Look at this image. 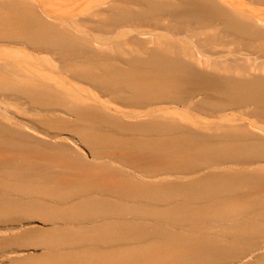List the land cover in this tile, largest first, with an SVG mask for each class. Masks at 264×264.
Masks as SVG:
<instances>
[{"label": "bare ground", "instance_id": "1", "mask_svg": "<svg viewBox=\"0 0 264 264\" xmlns=\"http://www.w3.org/2000/svg\"><path fill=\"white\" fill-rule=\"evenodd\" d=\"M83 1L76 0L80 4ZM114 1L103 18L99 11H90L82 17L73 16L57 25H50L32 3L0 0V29L3 27L0 30V48L12 51L19 59L0 63V132L8 131L24 140L30 131L48 144L66 147L75 157L70 160L79 164H94V161L98 164L107 160L108 164L132 179L136 186L144 187L143 191L148 188L169 194L182 193L183 200L175 212L199 210V213L210 214L197 218L183 216V220H177L174 225L214 224L222 220L234 224L229 227L231 246L217 247L213 238H200L196 243L201 250L216 253L175 255L176 258L168 259L173 264H226L237 260L239 257H230L239 251L245 253L241 259L251 256L261 245L251 246L255 243L248 236L252 238L255 235L264 241V227L250 221L256 217L259 222L264 221V140L253 138L246 129L229 125L217 142L206 139L204 159L200 163H188L178 157L162 167L154 165L157 159L151 160L140 152L133 157L99 156L94 152L86 156L79 141L69 133L47 137L35 129L37 116L34 113L40 112L50 113L63 125L99 122L117 127L137 139L170 136L179 144H193L189 136L194 134V123L186 120L187 114L181 110L216 116L229 109L242 108L244 113L249 109L248 114L252 112L251 116L264 123L263 76L236 78L205 72L191 62L193 54L186 43L166 39H158L150 49L131 41L114 43L111 47L106 45L111 37L108 35L125 23L148 19L152 28L165 29L177 37L194 36L191 27L200 31L217 26L218 34L231 37L242 49L249 53H264V20L244 11L230 10L216 0ZM252 1L264 4V0ZM92 18L97 20L94 22ZM171 23L175 32L169 26ZM202 42L201 48L215 44L210 39ZM50 80L55 84L50 85ZM219 95L222 98L215 100ZM101 97L107 100L102 101ZM139 111L147 112L140 115ZM154 112L157 114H152ZM20 161L17 158L0 164V182ZM208 169L219 170L204 174L205 179L185 184L177 180L156 181L165 177L184 179ZM69 178L72 179L71 176ZM129 192H115L110 197L104 196L103 192L86 197L82 194L84 192H80L74 199L51 196L48 201L38 195L30 197L21 192L9 195L6 204L39 209L44 203L60 212L61 226L55 222L56 217L46 220L51 222L52 233L40 245L47 251L60 247V243L54 242L56 236H76L84 231L91 234L134 225L138 219L122 221L124 224H117L113 219L114 215L125 217L135 210V207H128L131 202H136ZM167 197L169 195H156L160 200ZM255 207L263 210L251 218L246 217L248 220H238ZM239 210L245 212L239 213ZM105 216L108 219L101 220ZM162 219L172 221L168 216ZM30 226L34 223L24 221L23 214L4 218L0 221V235L8 233L10 236H3L1 245L4 248L16 245L20 235ZM243 235L248 239L241 241ZM51 237L53 240H48ZM3 251L7 254L22 252L15 248ZM260 264H264V257Z\"/></svg>", "mask_w": 264, "mask_h": 264}, {"label": "rangeland", "instance_id": "2", "mask_svg": "<svg viewBox=\"0 0 264 264\" xmlns=\"http://www.w3.org/2000/svg\"><path fill=\"white\" fill-rule=\"evenodd\" d=\"M37 7V12L42 19L50 25H57L58 22L66 21L73 16L82 17L90 11H99L103 18L107 11L113 6L114 0H85L83 4L76 0H25ZM230 10L244 11L256 19L264 20V4L255 3L252 0H216ZM133 8V7H131ZM95 22L97 19L92 18ZM167 21H164L166 23ZM259 24V23H258ZM151 26V27H150ZM148 19H136L125 23L106 41L107 47L114 43L121 44V41L136 43L140 46L153 48L158 39H166L170 42L188 45L191 48L193 57L191 62L196 63L199 69L205 72H214L221 76L243 77H264V53L253 52L242 49L241 45L233 42L231 37L218 34L217 26L208 27L197 31L191 27L190 31L194 36H173L165 29L152 28ZM175 32L173 24H169ZM3 30V27L2 29ZM105 38V36H103ZM199 39V43L197 42ZM203 39H210L214 46L201 48ZM184 42V43H182ZM209 42V41H208ZM186 43V44H185ZM244 46V45H243ZM18 56L12 51L0 48V63L14 62L19 60ZM125 68V67H124ZM54 85L55 81H48ZM200 97H198L199 99ZM222 98L217 96L215 100ZM102 101L107 100L101 97ZM112 109L114 105H109ZM118 110H123L117 107ZM180 110L179 108H176ZM245 110V109H244ZM249 110V109H248ZM244 113L240 109H229L216 116L196 114L187 112L185 119L194 123V134L189 138L193 144L174 142L170 136L159 138H135L134 135L126 133L117 127H112L103 123H84L82 125L74 124L71 126L63 125L54 119L50 113H34L36 118L35 129L48 135L55 133H69L74 139L79 141L80 148L84 153L94 152L96 155H121L124 157H133L136 152L151 160L157 159L154 164L156 167H162L168 161L176 158H183L188 163L197 164L203 161L204 147L207 146L206 139L214 143L222 138L229 125H238L253 134V138L264 140V123L256 117ZM30 112L34 111L29 109ZM124 111V110H123ZM140 115L147 111H139ZM152 114H157L156 112ZM141 119H146L142 117ZM94 121L95 119L89 118ZM243 130V129H242ZM22 140L8 131L0 132V164L12 162L19 158L21 161L17 167H12L0 182V221L4 218L23 214L24 221L28 220L34 223L25 229L20 235L19 241L10 247L4 248L1 245L3 236H10L8 233L0 235V264H173L172 257L175 255H210L215 251H204L197 246L196 241L200 238H213L216 246L223 248L232 244V235L229 234V227L234 225L227 220L218 221L214 224L207 223H184L181 226L174 225L177 220L186 218H197L205 216L207 213H199V210H188L184 212H175L180 207L183 200L182 193L169 194L165 191H156L153 189H144L138 187L134 181L125 176L120 170L115 169L107 160H102L98 164L82 163L79 164L70 158H75L66 147H57L43 141L40 136L31 133ZM29 135H33L31 137ZM218 137V138H217ZM47 139V138H45ZM200 139H204L203 141ZM166 142V143H163ZM70 146V143H66ZM109 158V157H107ZM225 168V167H221ZM219 169L203 170L197 174L184 179L174 177H165L160 180H177L182 184L205 179L209 172H217ZM123 175V176H122ZM72 177L70 179L69 177ZM130 191L128 194L136 198V202H131L128 207H135L131 215L121 217L114 215V221L124 224L130 219H138L134 225L123 228H109L98 233L81 232L73 236H56L54 242L60 243V247L52 250H43L42 242L52 233L50 230L51 222L46 221L55 219L58 226L62 225L61 214L57 209H51L42 203V208L10 206L6 203L10 199L9 195L27 193V196H40L44 201L54 198L74 199L75 194L84 192L86 197L93 196L96 193L103 192L106 197H110L115 192ZM156 195L168 196L166 199H157ZM139 202V203H138ZM197 209V208H194ZM262 207H255L249 211L239 210V213L245 212V215L239 217V221L248 220L252 215L262 211ZM202 214V215H200ZM244 214V213H243ZM210 215V214H206ZM54 216V217H50ZM168 216L172 221L162 219ZM246 218V219H244ZM107 220L104 217L101 220ZM241 219V220H240ZM165 220V221H164ZM257 225L264 227V221L258 217L250 220ZM259 222V223H258ZM121 226V224H120ZM141 227V228H140ZM35 228L34 230H32ZM29 229V230H28ZM137 230L140 234L137 235ZM33 231V232H29ZM143 234L141 235V233ZM15 232V231H14ZM253 232V231H251ZM170 235V237H168ZM3 237V238H2ZM249 239L261 245V248L255 251L251 256H243L241 251L231 255L226 264H260L264 257V241L261 237L255 235ZM243 235L241 241L248 239ZM105 238L104 240H100ZM170 238L178 240L170 241ZM78 239V240H75ZM48 240H53V237ZM11 242V241H9ZM104 242V243H102ZM68 243V244H65ZM19 246L20 249H17ZM4 248V249H3ZM21 250L20 253H9L3 250ZM241 250V249H240ZM173 258V259H174ZM169 259V260H168Z\"/></svg>", "mask_w": 264, "mask_h": 264}]
</instances>
